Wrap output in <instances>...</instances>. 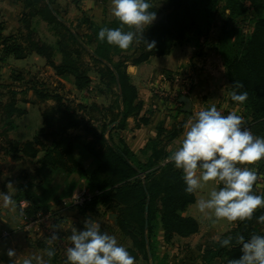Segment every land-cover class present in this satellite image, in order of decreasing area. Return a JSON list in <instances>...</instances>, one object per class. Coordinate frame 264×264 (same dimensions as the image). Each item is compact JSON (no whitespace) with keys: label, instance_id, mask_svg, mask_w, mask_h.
<instances>
[{"label":"trees","instance_id":"16d2710c","mask_svg":"<svg viewBox=\"0 0 264 264\" xmlns=\"http://www.w3.org/2000/svg\"><path fill=\"white\" fill-rule=\"evenodd\" d=\"M12 1L20 6L19 26L15 33L4 34L5 23L0 13V53L3 56L23 60L35 54L57 77L72 83L79 92L90 88L89 73L95 71L99 93L111 98L107 107L85 105L64 95L62 84L53 88L41 78L26 80L20 71L11 73L9 85L0 83V138L4 139L5 152L16 162L35 160L42 169L39 175L43 180L37 186H34L33 177L22 178L24 182L15 192L16 202L26 201L28 205L22 212L28 218H34L37 213L49 209L45 200L58 188L55 179L75 175L71 188L75 182L84 180L94 194L89 201L66 208L81 220L98 213L99 207L114 210L116 229L131 242L127 247L130 254L136 261L155 264L159 228L163 230L166 242L173 236L188 237L198 232L196 221L182 216L194 202V194L184 191L181 170L165 162L169 155L166 146L181 133L183 123L176 124L171 130L159 128L157 138L150 140L141 152L142 158L134 156L122 140L114 141L113 132L123 129L127 118L136 117L140 109V105L134 103L136 90L126 69L129 63L138 65L152 56L168 55L175 45L192 41L197 28L194 22L204 20L211 25L218 0H164L159 8L153 4L155 0H150L153 5L150 10L156 12V20L144 29L145 41L138 36V41L134 39L124 50L97 37L102 27H119L117 18L101 25L82 18L73 26L53 9V0ZM250 1L259 19L250 37L240 43L246 50V57H224L223 65L231 89L248 94L247 100L240 104L249 112L248 128L254 135L264 137L263 5L259 4L260 0ZM39 21L47 25L53 41L40 36L36 27ZM124 30L129 29L125 26ZM196 40L198 54L203 55L208 46ZM153 41L155 45L150 49L147 42ZM236 83H241L243 88L237 89ZM28 92H32L35 103L52 102L43 107L41 129L29 141L7 139L15 120L24 113L17 105L25 98L17 96H25ZM180 104L179 113H188V106ZM146 121L141 119V123ZM113 123L115 125L111 126ZM86 160L88 167L84 164ZM261 214H264V208L257 209L251 220L232 222V229L223 235L233 236L232 245L220 247L214 242L204 248L198 257L201 264H212L216 260L220 264H231L238 259L242 253L235 237L243 235L248 239L252 234H264V225L256 219ZM101 230L105 232L102 227Z\"/></svg>","mask_w":264,"mask_h":264},{"label":"crops","instance_id":"0c3cea01","mask_svg":"<svg viewBox=\"0 0 264 264\" xmlns=\"http://www.w3.org/2000/svg\"><path fill=\"white\" fill-rule=\"evenodd\" d=\"M53 2V9L57 10L63 19L67 23L73 24V26L77 25L82 18H88L97 25L116 18L111 11V0H53ZM20 12V6L14 4L12 0H0V13L5 23L4 34L10 35L15 33L19 26ZM42 26L49 33L47 25L44 24ZM48 37L50 41H53L51 35H48ZM10 59L14 58L11 56L5 57L0 53V83H10L8 81L11 80V73L13 71L27 72L29 68L25 65L28 64L30 67V63H33L35 66L41 65V67L48 68L50 71L49 77H53L55 81L62 84L65 94L71 98H75L77 102L85 105H103L105 107L111 104V98L105 94H100L98 91L99 80L95 71L89 73L92 81L90 88L79 92L72 83L57 77L54 71L46 65L45 61L35 54L23 59L24 64L21 65L10 64ZM126 72L131 85L136 90L134 103L139 104L140 109L136 117L127 118L125 127L116 130L112 135L115 142L122 140L127 149L138 158H142L140 154L146 149L150 140L157 138L159 128L171 130L176 124L183 123L181 133L166 146V150L170 154L171 151L178 147L190 118L197 111L203 110L213 104L225 115L232 111L231 106H233V101L230 99L231 91L228 87L226 71L220 54L213 48H208L204 51L203 55H199L197 48L190 42L175 45L168 55L161 57L152 56L147 61L138 65L129 63ZM185 87L188 93L187 98L189 99L188 113H179L178 110L181 107L180 100L184 96H178L176 100L173 98L180 89H184ZM29 94L28 96L31 97L26 96L24 102L18 101L17 107L24 113L15 120L14 128L7 134V139L18 142L29 141L41 129L42 118L40 124L38 122L35 124L36 129H34L35 125L34 127L33 125H27L26 118L31 119L35 117V112H33L35 107H38L40 110V115H42L43 110V104L35 103L32 92ZM115 111L117 112V109ZM141 119H146V123H141ZM114 125L115 123L111 126ZM28 128L29 130H27ZM3 140L0 138V151H2L0 155L6 153L4 151ZM9 162L11 163L9 164L10 167H12L9 173L4 176L0 172L2 179V181L0 180V193H8L13 197V204L9 206H4L2 199H0V264H12L13 260L14 264H23V260L30 253H44L50 248L46 244V247H44L42 244L44 241L38 235L32 234L34 231L31 232V230L36 228L34 225L30 229L26 228L28 222L21 216V212L27 207L28 203L24 200L17 203L15 200L16 189L24 182L22 178L33 177L34 186H37L39 181L43 180L39 175L42 169L39 168L35 160L19 162L9 160ZM26 162L30 163L28 169L23 166ZM84 164L85 167H88L87 160ZM47 177L49 178L50 176L47 175ZM63 179L68 180L66 182L61 180L56 191L45 200V203L50 206L49 209H46L47 211L44 212L42 211L43 214H51L52 221L48 223L55 225V228H51L58 231L67 229L68 224L74 226L72 220L81 219L66 207L69 205V201L73 195L87 188L84 180L77 181L76 186L71 188L69 184L72 177ZM193 194L194 202L182 212V216L195 220L198 224V232L188 237L173 236L170 241L166 242L164 240V232L159 228L156 236V247L170 249L174 245V240H177L178 247L180 244L181 246L185 244L183 249L190 252V257L194 261V264H201L198 258L200 252L204 248L210 247L215 242L217 236L222 237L228 233L234 224L223 219L207 220L204 215H198L193 212L194 206L197 203V195L195 192ZM98 213L99 217H97L101 218V227L104 228L105 232L108 233L112 229L116 235H120L116 229L115 211H107L105 207H99ZM94 216H96V213L89 215L90 218H95ZM78 225L82 229L83 223ZM65 231L66 234L64 235L69 237L72 230L70 232ZM189 247H193V250ZM8 249H13L16 255L11 258L8 257ZM180 251L182 250L180 249ZM64 259L63 254L56 252L50 264H64ZM212 264H220V261L216 260Z\"/></svg>","mask_w":264,"mask_h":264},{"label":"clouds","instance_id":"9594fccd","mask_svg":"<svg viewBox=\"0 0 264 264\" xmlns=\"http://www.w3.org/2000/svg\"><path fill=\"white\" fill-rule=\"evenodd\" d=\"M152 8L150 0H111L112 14L120 26L102 27L98 39L122 50L128 49L137 34L143 39L144 29L156 20ZM125 26L129 30L125 31ZM147 44L152 49L155 42ZM235 87L240 89L243 85L236 83ZM247 95L246 91H233L230 99L243 104ZM262 158L264 137L244 127L243 118L235 111L225 115L213 104L190 118L178 147L170 152L166 162L181 170L186 193H194L208 182L213 183L207 197L197 202L201 214L210 220L236 222L251 220L257 209L264 208V194L253 191L257 173L244 166ZM0 199L4 206L13 204V197L8 193H0ZM256 219L264 225V214ZM57 239L53 231L49 241ZM68 241L64 264H136V258L128 249L118 243L114 235L103 232L100 223L90 217L85 218L82 229H72ZM232 241L231 235L217 236L215 240L220 247H230ZM235 242L242 255L231 264H264V234H252L248 239L238 235ZM15 255L13 249L7 250L8 257ZM55 255L51 247L44 253L32 252L23 264H50Z\"/></svg>","mask_w":264,"mask_h":264},{"label":"rangeland","instance_id":"374dc122","mask_svg":"<svg viewBox=\"0 0 264 264\" xmlns=\"http://www.w3.org/2000/svg\"><path fill=\"white\" fill-rule=\"evenodd\" d=\"M162 1H164V0H155V2H153V4L156 5V8L157 7L159 8L162 5L161 4ZM259 4L263 5L261 7V10L263 12L262 15H264V0H260ZM213 17H214V19H213V22L211 25H207L204 20H198L197 19L194 22V24L197 28L195 29V32H194V38H192V41H190V43L194 46H197L198 43H197L196 39H198L200 41L199 43L204 44L205 47L208 46L207 49L213 48L214 50H216L220 54L222 62L224 61V57H228V56H230L231 58H233V57L241 58L243 56L246 57V50H244V46H241L240 43H241V41L245 42L246 39L250 37V35L255 30V25L257 24L258 19H259V15L254 10V7H253L251 1L250 0H233V1H230L228 3L227 0H218L214 6V9H213ZM43 23L44 22H42V21H39L38 23H36L37 30L41 34L42 37L47 38L49 40L48 35H52V34L48 33L44 29V27L42 25H44L45 23L44 24ZM209 26H210V28H209L207 34H205L204 31ZM138 36H139V34H137V38L135 39L136 42L139 39ZM10 61L11 62H9V63L13 64V65L24 64L23 60L10 59ZM31 62H33V61H31ZM30 64H31L30 67L28 64L25 65V66H27V68H29V71H27V72L21 71V73L24 75V79L31 80L34 78H41V79L46 80V82L48 83V86H51L53 88L54 87L59 88L58 84H60V83L55 81V79L53 77H51V76H50L51 78L49 77L50 71L48 68L46 69L44 67H41V65L35 66V65H33V63H30ZM226 79H227L228 87L230 88V91L233 92L234 90L231 89V85L228 81L227 75H226ZM8 82H11V81H8ZM6 84H8V83H6ZM15 84L18 85V83H15ZM19 87H20V85H19ZM16 88H18V87H16ZM29 93H31V92H29ZM29 93H28V95H30ZM63 93L65 95L64 90H63ZM28 95H25V96L19 95V96H17V98H20V99L25 98ZM178 96H184V97L188 96L186 87L184 89H180L176 93V95L174 96L173 99H175V100L178 99ZM28 97H31V96H28ZM32 99H33V97H32ZM79 99H81V98H79ZM51 104H52V102H48L46 104L44 103L43 107H46V105H51ZM232 105L233 106H231L232 107L231 112L235 111L238 115H240L243 118L244 127H246L250 131V128H248V124L251 121L250 116H249V112L246 109H244L242 105H240L236 102H233ZM234 105H235V107H234ZM34 110H33V112H35V117L31 118V119L26 118L27 119L26 120L27 125H33V127L37 122H38V124H40V122H41L40 110L38 109V107H35ZM34 129H36V125H35ZM27 130H29V128ZM31 133H33V132H31ZM0 145H1V143H0ZM0 152H2V151H0ZM9 160L13 161L6 153L4 155H0V172H2L4 176L7 175L9 173V170H11V168H12L9 165V164H11L9 162ZM263 163H264V158H262L259 161L254 162L253 164L244 165V166L253 168L257 173V180L253 186V191L256 194H264V165H263ZM29 165H30V163L26 162V163H24L23 166H25L28 169ZM261 166H263V168H260ZM18 171H19V169H18ZM16 173H18V172H16ZM71 177H72V180H71L70 184L72 183V181H74L76 179L75 175L71 176ZM63 178H68V177L59 176L55 180L57 183H61V180H63L64 182H66L68 180V179H63ZM0 180L2 181L1 177H0ZM76 183L77 182H75L74 183L75 185L73 184V186H76ZM70 184H69V187H70ZM213 186L214 185L212 182H208L201 189L197 190L195 192V194L197 195V202L202 198H206L208 192L211 190V188ZM193 210H194L193 212L197 213L198 215L201 214L197 208V203L194 206ZM201 215L203 216V214H201ZM97 216L99 217V213H96V216H94L95 218H91V219L99 222L101 225L102 224V221L100 220L101 218H98ZM106 219H107V217H106ZM207 220H210V219H207ZM72 221L74 223V226L71 224H68L67 225L68 228L65 229V230H67V232H70L73 228H76L77 230L81 229V227L78 224H82L83 220L74 219ZM209 222H211V221H209ZM47 230H49V228ZM65 230L62 229V231H58L55 229L54 231H56L57 233L63 232L61 234H62V237H64L65 236L64 234H66ZM110 230L111 231H108V234L114 235L117 238L118 243H120L121 245H123L126 248L130 247L131 242H130L129 238H126V237L118 235V234L116 235L112 229H110ZM32 231H34V232H32ZM36 231L37 230H34V229L31 230L32 234L35 236H37ZM65 237H66V239L68 238L67 236H65ZM39 238H41V237H39ZM177 243H178V241L174 240V245L170 249H167L165 247H162V248L161 247H158V248L155 247V256H156L155 257V259H156L155 264H194V261L191 260L190 252L188 250L183 249L185 247V244L182 246L180 244L178 247ZM44 244L47 245L46 240H45ZM191 246H193V245H191ZM189 248L193 250V247H189ZM180 249L183 252L180 251ZM192 250H190V251H192ZM189 260H190V262H189ZM136 264H146V263L142 262L141 260H138V261H136ZM148 264H153V262L150 261V263H148Z\"/></svg>","mask_w":264,"mask_h":264},{"label":"built area","instance_id":"2783aa9c","mask_svg":"<svg viewBox=\"0 0 264 264\" xmlns=\"http://www.w3.org/2000/svg\"><path fill=\"white\" fill-rule=\"evenodd\" d=\"M94 192L90 191L88 188L82 189L79 193L73 195L69 201V205H81L82 203L89 201L91 197L93 196ZM21 216L25 218V220L28 222L26 225L27 229H30L32 225H34L36 228L34 230H37V235L40 237L41 240L45 242L47 241L48 247H52L55 249V252H58L60 254L64 255V249L68 246V238L62 237L61 233H56V235L59 237V239L55 241H49V237L51 236L52 232L55 229L51 228V225L53 224L48 223L52 221V216L49 213L43 214L42 212L37 213L34 218H28L23 212H21ZM49 228V230H47Z\"/></svg>","mask_w":264,"mask_h":264},{"label":"water","instance_id":"95a60500","mask_svg":"<svg viewBox=\"0 0 264 264\" xmlns=\"http://www.w3.org/2000/svg\"><path fill=\"white\" fill-rule=\"evenodd\" d=\"M180 101L184 103L185 105L189 106V99L187 97H182Z\"/></svg>","mask_w":264,"mask_h":264}]
</instances>
